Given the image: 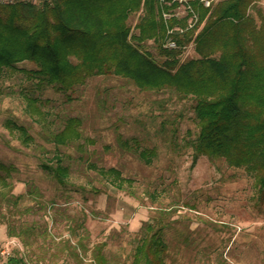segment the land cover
Masks as SVG:
<instances>
[{
	"label": "rangeland",
	"instance_id": "obj_1",
	"mask_svg": "<svg viewBox=\"0 0 264 264\" xmlns=\"http://www.w3.org/2000/svg\"><path fill=\"white\" fill-rule=\"evenodd\" d=\"M248 11L260 24L264 0ZM143 13L130 15L132 35ZM144 48L159 57L152 40ZM34 68L24 61L0 73V163L13 167L10 189L0 185V264L13 255L29 264H97L99 245L109 264H132L148 223L164 225L167 264H264V202L256 204L253 176L224 158L193 163V98L117 75L90 77L65 94L39 87L25 72ZM71 117L81 119V139L56 144ZM8 121L32 139L23 142ZM144 149L154 150L150 163ZM58 163L69 168L65 184L43 167ZM110 168L123 180L100 172Z\"/></svg>",
	"mask_w": 264,
	"mask_h": 264
},
{
	"label": "trees",
	"instance_id": "obj_2",
	"mask_svg": "<svg viewBox=\"0 0 264 264\" xmlns=\"http://www.w3.org/2000/svg\"><path fill=\"white\" fill-rule=\"evenodd\" d=\"M252 0H219L210 7L192 0L201 27L176 35L177 48L165 47L167 24L159 13V0H28L0 1V73L15 71L28 61L36 68L25 70L49 86L69 94L93 76L117 75L142 90H174L184 99L193 98L198 133L193 141V163L201 156L224 158L253 176L256 204L264 202V15L257 23L248 9ZM143 9L131 34L129 17ZM185 24L172 18L169 26ZM152 40L155 57L144 48ZM194 45L195 55L182 60ZM38 99L29 97L32 111ZM81 119L68 118L53 135L58 145L81 139ZM20 132L23 142L32 137L23 125L7 122ZM154 150L139 155L150 163ZM60 161V159H58ZM51 176L65 184L69 168L43 164ZM13 167L0 163V185L9 188L6 174ZM102 174L115 168L101 169ZM10 189V188H9ZM4 193H0V196ZM164 225H146L132 264H167ZM12 234V233H11ZM97 264H109L96 248ZM6 264H29L16 255Z\"/></svg>",
	"mask_w": 264,
	"mask_h": 264
},
{
	"label": "built area",
	"instance_id": "obj_3",
	"mask_svg": "<svg viewBox=\"0 0 264 264\" xmlns=\"http://www.w3.org/2000/svg\"><path fill=\"white\" fill-rule=\"evenodd\" d=\"M192 0H159V13L167 24L165 47L177 48L176 35H182L189 30H197L200 23L198 11L193 7ZM204 6L210 7L219 0H200ZM172 18L185 20V24L177 22L169 26L168 21ZM1 254L6 253L0 245Z\"/></svg>",
	"mask_w": 264,
	"mask_h": 264
},
{
	"label": "crops",
	"instance_id": "obj_4",
	"mask_svg": "<svg viewBox=\"0 0 264 264\" xmlns=\"http://www.w3.org/2000/svg\"><path fill=\"white\" fill-rule=\"evenodd\" d=\"M195 55V50L193 49V56Z\"/></svg>",
	"mask_w": 264,
	"mask_h": 264
}]
</instances>
